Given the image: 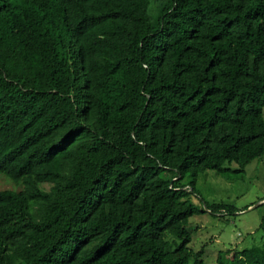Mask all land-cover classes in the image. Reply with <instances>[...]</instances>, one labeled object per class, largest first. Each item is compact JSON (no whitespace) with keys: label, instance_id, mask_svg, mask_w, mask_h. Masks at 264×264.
<instances>
[{"label":"trees","instance_id":"obj_1","mask_svg":"<svg viewBox=\"0 0 264 264\" xmlns=\"http://www.w3.org/2000/svg\"><path fill=\"white\" fill-rule=\"evenodd\" d=\"M263 107L264 0H0V264H204L193 183L264 154Z\"/></svg>","mask_w":264,"mask_h":264},{"label":"rangeland","instance_id":"obj_2","mask_svg":"<svg viewBox=\"0 0 264 264\" xmlns=\"http://www.w3.org/2000/svg\"><path fill=\"white\" fill-rule=\"evenodd\" d=\"M262 112L264 118V107ZM230 168L231 171L224 174L211 169L200 172L193 183L196 193L189 197L195 207L204 209L192 215L187 224L191 237L188 246L194 252L203 250L204 264H216L221 250H241L264 243V234L259 229L264 205L256 206L264 197V154L246 165L243 173H235V166ZM191 179L187 175L183 183ZM21 188V182L0 173V190L19 191ZM204 203H224L231 206L233 212L210 213ZM251 206L256 207L250 209ZM187 264H192V258Z\"/></svg>","mask_w":264,"mask_h":264},{"label":"water","instance_id":"obj_3","mask_svg":"<svg viewBox=\"0 0 264 264\" xmlns=\"http://www.w3.org/2000/svg\"><path fill=\"white\" fill-rule=\"evenodd\" d=\"M263 201H264V200L259 201V203H262ZM256 206H258V204H257ZM256 206H251L250 209H251V208H254V207H256ZM207 210H208V209H207ZM208 211H209V210H208Z\"/></svg>","mask_w":264,"mask_h":264}]
</instances>
